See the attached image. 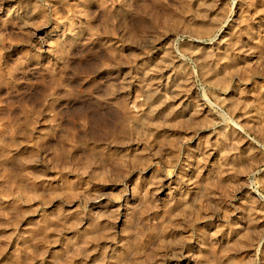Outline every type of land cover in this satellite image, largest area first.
<instances>
[{
    "label": "rangeland",
    "instance_id": "1",
    "mask_svg": "<svg viewBox=\"0 0 264 264\" xmlns=\"http://www.w3.org/2000/svg\"><path fill=\"white\" fill-rule=\"evenodd\" d=\"M0 264H264V0H0Z\"/></svg>",
    "mask_w": 264,
    "mask_h": 264
}]
</instances>
